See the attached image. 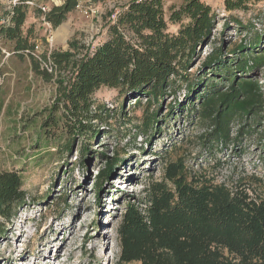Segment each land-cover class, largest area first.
<instances>
[{"label":"trees","instance_id":"trees-1","mask_svg":"<svg viewBox=\"0 0 264 264\" xmlns=\"http://www.w3.org/2000/svg\"><path fill=\"white\" fill-rule=\"evenodd\" d=\"M78 1L63 0L45 14L39 6L38 13L56 29ZM251 1L257 0H225L224 10L246 11ZM28 2L16 0L7 10L0 6V60L1 49L7 48L26 61L35 76L53 80L55 99L44 116L42 131L47 141L52 133L54 143L65 139L62 147L56 146L57 151H71L78 140L89 143L97 139L93 123L101 120L102 111L93 95L100 88L117 91L128 104L134 100L130 106L134 109L143 100L147 106H158L144 115L141 124V130L153 135L161 132L160 104L184 86L185 101L174 102L169 116L189 111L190 118L206 124L209 132L200 141L210 148L237 142L239 138H232L234 125L264 113L262 87L252 78L256 73L264 75V30L256 27L241 35L246 28L239 20L224 19L215 37L216 14L201 0H182L179 7L169 10L167 21L160 0H133L108 23V39L96 48L74 41L67 51H51L42 60L34 56L32 31H22ZM167 24L179 25L178 31L169 33ZM230 25L240 36L236 42L226 40ZM202 47H210V51L191 77L187 70ZM2 76L0 70V79ZM2 94L0 83V111ZM239 130L242 135L244 128ZM80 152L87 155L90 150L85 145ZM97 156L105 161V168L98 172V190L121 160ZM213 161L196 171H188L183 159L166 161L161 177L145 182L143 200L125 204L116 227L121 264H264V181L240 174L236 180L217 182L223 164ZM80 166H87L86 158ZM25 202L21 177L13 171H0L3 224Z\"/></svg>","mask_w":264,"mask_h":264},{"label":"rangeland","instance_id":"rangeland-1","mask_svg":"<svg viewBox=\"0 0 264 264\" xmlns=\"http://www.w3.org/2000/svg\"><path fill=\"white\" fill-rule=\"evenodd\" d=\"M15 1L0 0V6L7 10ZM132 1L79 0L75 10L53 29L38 13L39 6L50 8L53 4L39 0L27 7L22 31H32L36 58L48 57L51 51L65 52L74 41L93 49L108 39V23ZM160 1L165 21L169 10L182 4V0ZM201 1L216 14L215 37L224 19L239 20L246 28L241 35L256 27L264 30V0L251 1L248 10L235 12H225L221 0ZM54 2L58 5L59 0ZM230 26L226 40L236 42L240 36L235 26ZM178 29L177 24H167L169 33ZM209 51L210 47L199 50L187 70L191 77ZM1 53L4 103L0 111V171H13L21 177L26 202L9 223L0 220V264H121L116 227L123 208L127 202L143 200L145 182L160 178L162 166L169 160L183 159L188 171L208 168L218 160L223 166L217 182L236 180L240 174L264 181V113L260 112L256 120L243 119L234 125L232 138L239 140L226 148L203 146L200 138L209 132L206 124L190 118L189 111L179 117L175 111V120L169 116L174 102L185 101L184 86L160 104L161 132L153 135L141 130V124L144 115L158 106H147L143 100L142 106L134 109L130 107L134 100L128 104L117 91L100 88L93 95L102 111L101 120L93 123L97 139L89 143L78 140L71 151H57L56 146L62 147L65 139L54 143L52 133L47 141L42 131L44 116L55 99L53 80L46 82L35 76L29 64L7 48ZM252 78L262 87L264 97V75L256 73ZM123 101L125 115L120 113ZM165 116L170 119L165 120ZM249 129L251 133L246 134ZM85 145L90 150L87 155L80 152ZM100 154L121 161L97 190L98 172L105 168L104 159L97 156ZM83 157L86 167L80 166Z\"/></svg>","mask_w":264,"mask_h":264},{"label":"built area","instance_id":"built-area-1","mask_svg":"<svg viewBox=\"0 0 264 264\" xmlns=\"http://www.w3.org/2000/svg\"><path fill=\"white\" fill-rule=\"evenodd\" d=\"M33 1L34 0H30V2H28L27 4L28 5H30V6H32L33 5ZM137 2H140V1H143V0H136ZM50 2L53 4V5H55V6H58V5H61L62 4V2H63V0H62V2H61V0H59V2H58V5L54 2V0H50ZM47 10H48V8H46L45 6H41L40 7V11H41V13L42 14H45L46 12H47ZM113 16V15H112ZM44 18V17H43ZM44 20V19H43ZM47 68V67H46ZM48 70L50 71V69L48 68Z\"/></svg>","mask_w":264,"mask_h":264},{"label":"water","instance_id":"water-1","mask_svg":"<svg viewBox=\"0 0 264 264\" xmlns=\"http://www.w3.org/2000/svg\"><path fill=\"white\" fill-rule=\"evenodd\" d=\"M222 2H224L225 0H221Z\"/></svg>","mask_w":264,"mask_h":264}]
</instances>
